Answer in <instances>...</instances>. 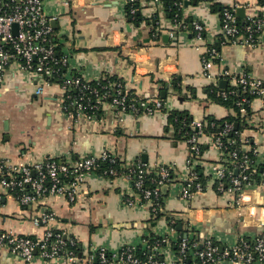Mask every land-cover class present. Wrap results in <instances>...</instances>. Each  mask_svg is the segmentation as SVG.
Instances as JSON below:
<instances>
[{
	"label": "crops",
	"instance_id": "crops-1",
	"mask_svg": "<svg viewBox=\"0 0 264 264\" xmlns=\"http://www.w3.org/2000/svg\"><path fill=\"white\" fill-rule=\"evenodd\" d=\"M183 7L182 16L198 20L205 27L203 41L197 42L188 30H177L162 5L139 0V25L129 21L124 0H43L44 15L50 19L57 53L65 55L67 76L79 75L86 81L105 77L118 78L125 90L143 98H160L159 81L173 77L180 80L182 91L175 94L170 88L166 102L170 109L187 111L195 121L205 116L225 118L230 111L208 98L210 82L201 73V50L197 46L213 44L220 35V8H242L240 18L264 16L260 0H208ZM212 5L218 8L215 10ZM157 17L159 40L151 39L147 21ZM51 24V22H53ZM176 33L174 37L173 34ZM167 35V41L161 36ZM221 61L210 67L213 74L226 68L247 72L264 83V44L253 47L224 45L218 48ZM38 78L10 63L0 80V160L12 163L39 162L56 158L67 162L96 156L107 151L122 164L144 163L149 170L169 166L172 182L162 194L159 215L151 212L147 202H141L131 183L124 177L108 179L99 173L89 175L76 201L51 196L42 204L26 208L10 197L0 203V231L16 235L39 236L42 229L31 224V217L46 208L55 214L54 226L61 228L78 244L80 261H89L93 248L115 252L130 245L144 250L156 236H167L170 244L161 251L170 264L175 257L177 232L190 228L210 237L223 247L235 244L239 238L264 235V188H246L241 204L231 194H217L211 183L189 200L180 197V189L187 171L188 155L184 140L174 138L167 128V113L134 116L124 113L123 125L118 115L106 103L100 113L87 118L81 114L68 115L62 111L63 91L57 84L44 86L43 93H35ZM175 97V98H172ZM183 98L179 101L178 98ZM171 98V99H170ZM248 127L241 134L250 144L264 153V110L257 98L250 104ZM205 147L197 166L208 176L210 166L221 155L213 147L210 137H201ZM134 201L127 206L123 199ZM241 213V216L238 215ZM177 215L182 229L169 231L165 218ZM0 264H68L62 260H43L36 256L25 262L0 246ZM117 264V263H111Z\"/></svg>",
	"mask_w": 264,
	"mask_h": 264
},
{
	"label": "built area",
	"instance_id": "built-area-1",
	"mask_svg": "<svg viewBox=\"0 0 264 264\" xmlns=\"http://www.w3.org/2000/svg\"><path fill=\"white\" fill-rule=\"evenodd\" d=\"M149 1L162 5L160 0ZM260 1L264 6V0ZM124 2L131 19H134L139 0ZM175 5L182 11V3ZM236 10V7L224 8L220 14V35L217 40L211 45L197 46L196 50L202 49L201 73L209 80L210 86L218 87L220 81H225L227 86L240 88L243 96L235 101V105L244 115L254 98L260 101L264 110V83L245 71L235 72L226 68L217 74L210 71L214 63L221 61L219 47H253L264 44V16H247L240 22ZM177 15L175 13L174 20H171L177 30H188L195 41H203L204 25L198 20H192L191 30L186 29L185 18L182 16L181 21L176 22ZM53 33L50 19L43 12V0H0V80L5 68L12 62L17 63L21 69L38 78L35 91L37 95L43 93L44 86H60L63 91L61 108L65 114H81L91 118L106 103L118 115L117 122L120 125H123L120 116L124 113L134 116L151 115L160 111L167 113L170 109L166 100L160 98H129L126 91H123V84L117 80L107 79L101 83L86 81L79 75L67 76V58L65 55H57ZM218 89L223 91L219 87ZM217 93L225 100L233 95L234 90ZM191 127L196 128L197 132L185 140L188 149L185 161L187 176L180 189V197L185 200L204 190L197 182L195 168L202 156L201 137L205 134L201 129V121L193 120ZM232 129V124L226 123L221 133L216 136L208 135L221 158L210 166L206 183H211L217 194L233 195L235 204L239 205L246 188H264V153L261 154L258 147L251 145L242 136L239 137V145L229 150L228 146L235 143L227 138ZM98 172L108 179L119 176L126 178L140 201L150 204L153 214L161 209V189L171 183L172 173L169 166L158 167L157 178L151 182L155 185L150 188L145 186L149 169L144 163L122 164L107 151L70 162L56 158L33 163L0 160V203L4 197H10L26 208L33 204H42L44 199L51 196H61L73 203L87 177ZM123 201L127 206L134 205V201L127 197ZM238 215L241 216V213L238 212ZM30 220L34 227L42 229L41 235H16L10 231H0V246L6 247L11 254L25 262H31L36 256L47 261L62 260L68 264H77L80 261L74 250L77 241L65 230L54 226L55 214L52 211L40 209ZM165 221L171 232H175L174 225L181 222L177 215L172 214H168ZM184 226L185 230L177 232L176 253L170 264H264L262 234L248 239L241 237L233 245L220 247L202 232L191 229L190 222H186ZM170 242L167 236H161L152 246L147 244L144 250L130 245L121 246L115 252L93 248L88 260L94 259L95 264H167L161 251Z\"/></svg>",
	"mask_w": 264,
	"mask_h": 264
},
{
	"label": "trees",
	"instance_id": "trees-1",
	"mask_svg": "<svg viewBox=\"0 0 264 264\" xmlns=\"http://www.w3.org/2000/svg\"><path fill=\"white\" fill-rule=\"evenodd\" d=\"M147 1H149V0H147ZM160 1L162 2L161 4L164 7L166 15L169 17L170 20H174V15H175V13H177L178 17L176 18V22L181 21L182 11L178 10L177 6L175 4H179V3L183 4V0H160ZM198 1L199 0H194V2H198ZM183 7H184V5H183ZM212 7L215 10L218 8L216 5H212ZM219 8H220L219 12L221 14L222 10L226 7L221 6ZM125 13H126L127 18L129 19V21H132L136 25H139L141 23L142 17L140 16L139 12H137L135 14L134 19H131L130 15L128 13L127 7H125ZM243 19L244 18L238 17V20L240 22H242ZM147 21L149 22V25H150L149 35H150L151 39L159 40L160 34L157 31V27H158L157 17L153 16L151 19H148ZM191 21L192 20L184 19V24L186 25V29L189 28ZM179 30H182V29L179 28ZM57 55L60 57L62 54L57 53ZM63 70H64V68L62 69V71ZM107 79H109L111 81L117 80V81L121 82L116 77H105L104 79H101L98 81L103 83ZM158 83H159L158 84V90L159 91H165V93H166V96L164 99L160 98L163 101H165L167 99V96L169 94L168 90L170 88L173 90V92L175 94H180L182 91L180 80L177 77H173L168 81H159ZM121 84H123V83L121 82ZM231 89L234 90L233 95L232 96L229 95L227 97V99H225V100L220 95H218V93H217V92H228ZM123 91L124 92L126 91L125 93H127V96L129 98H138V96L132 94V92L125 90L124 86H123ZM241 96H243V94H242L239 87H230V86L226 85L225 88L223 89V91H220L218 89V87L209 86V90H208L209 100L214 102V103H217V104H220V105L226 107L230 111V113H229V115H227L225 118H222V119H216L213 116L207 115L201 121V123H202L201 129H202L203 134L214 135V136L218 135L219 133H221L223 131L226 123L232 124L233 129L228 134L227 138L233 140L235 143L228 146L229 150H231L235 146L239 145L238 144L239 143V137L241 136L243 130L248 127V124L246 121H247L248 117L250 116V108H247L246 114L243 115L240 113V108L235 105V101L237 99H240ZM100 108L101 107H99L97 109L96 114L100 113ZM192 122H193V118L187 111L176 110V109H169L167 111V128H171L173 130L175 139L185 141L188 137H190L191 135L196 133L197 129L191 127ZM235 125H236V129H234ZM204 149H205V147L202 145L201 146V154H203ZM102 166L106 167L107 164H102ZM195 169H196L197 177H198L197 182H199L202 185L203 189H205V187H206V176L203 174L200 167L197 166ZM98 173L101 174L100 172H98ZM156 178H157V171L156 170H149V174L147 176L148 181L145 184V186H149L150 188L154 187L155 184H153L151 182L153 180H156ZM172 178H173V176L171 173V182H172ZM162 199H163V196L161 195L159 198L160 207H162ZM154 215L158 216L159 212L154 213ZM174 228L176 230L177 224L174 225ZM160 237L161 236L154 237L153 239H151L148 242V244L150 246H152L153 243L155 242V240L159 239ZM74 250H75L77 256L81 259V256L79 255L78 244L74 247ZM147 252L148 251H146V253ZM139 254H141L140 251H139Z\"/></svg>",
	"mask_w": 264,
	"mask_h": 264
},
{
	"label": "water",
	"instance_id": "water-1",
	"mask_svg": "<svg viewBox=\"0 0 264 264\" xmlns=\"http://www.w3.org/2000/svg\"><path fill=\"white\" fill-rule=\"evenodd\" d=\"M191 3H193V2L188 1V0H183V5H184V7H187V6H188L189 4H191ZM236 12H237V15H238V16H241V15H242V14H241V13H242V8H238V9L236 10ZM128 20H129V19H128ZM53 23H54V21L51 22V24H53ZM188 29L191 30V26H189ZM173 36L175 37V36H176V33H174ZM161 38H162L163 41H167L168 36H167V35H162ZM225 86H226V82H225V81H220L219 84H218V87L221 88V89H224ZM157 91L159 92L160 98L164 99L165 96H166L165 91H159L158 88H157ZM169 96H170V95H168L167 97H169ZM178 100H179V101H182L183 98L180 97V98H178ZM234 129H236V125L234 126ZM166 190H167V185H164V186L162 187V189H161V193L164 194ZM181 228H182V224L179 222V223L177 224V228H176V229H177L178 231H180Z\"/></svg>",
	"mask_w": 264,
	"mask_h": 264
}]
</instances>
